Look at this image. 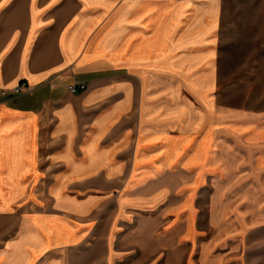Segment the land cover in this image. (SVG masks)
Returning <instances> with one entry per match:
<instances>
[{
	"label": "crops",
	"instance_id": "0c3cea01",
	"mask_svg": "<svg viewBox=\"0 0 264 264\" xmlns=\"http://www.w3.org/2000/svg\"><path fill=\"white\" fill-rule=\"evenodd\" d=\"M222 11L0 0V264H264V111L216 95Z\"/></svg>",
	"mask_w": 264,
	"mask_h": 264
},
{
	"label": "rangeland",
	"instance_id": "374dc122",
	"mask_svg": "<svg viewBox=\"0 0 264 264\" xmlns=\"http://www.w3.org/2000/svg\"><path fill=\"white\" fill-rule=\"evenodd\" d=\"M217 66L224 111H264V0H223Z\"/></svg>",
	"mask_w": 264,
	"mask_h": 264
},
{
	"label": "built area",
	"instance_id": "2783aa9c",
	"mask_svg": "<svg viewBox=\"0 0 264 264\" xmlns=\"http://www.w3.org/2000/svg\"><path fill=\"white\" fill-rule=\"evenodd\" d=\"M88 86L85 83H75L68 86V91L71 93H79L86 91ZM29 88L27 87L26 83H20L13 87L10 91L9 90H2L1 95L7 96L9 92L13 93L14 95H19L23 93L24 91H27Z\"/></svg>",
	"mask_w": 264,
	"mask_h": 264
}]
</instances>
